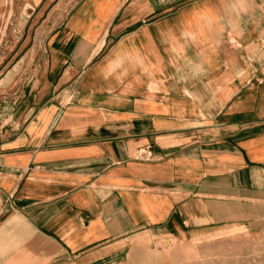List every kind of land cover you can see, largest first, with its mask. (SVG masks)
<instances>
[{"label": "crops", "instance_id": "obj_1", "mask_svg": "<svg viewBox=\"0 0 264 264\" xmlns=\"http://www.w3.org/2000/svg\"><path fill=\"white\" fill-rule=\"evenodd\" d=\"M0 72V264L264 229V0H23Z\"/></svg>", "mask_w": 264, "mask_h": 264}, {"label": "rangeland", "instance_id": "obj_2", "mask_svg": "<svg viewBox=\"0 0 264 264\" xmlns=\"http://www.w3.org/2000/svg\"><path fill=\"white\" fill-rule=\"evenodd\" d=\"M30 11L23 0H0V72L43 47L45 24L28 20ZM106 264H264V229L188 241L136 236Z\"/></svg>", "mask_w": 264, "mask_h": 264}]
</instances>
